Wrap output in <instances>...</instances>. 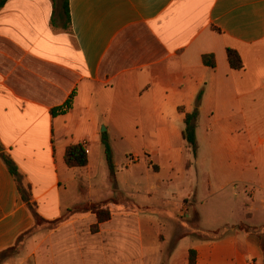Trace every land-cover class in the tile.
Instances as JSON below:
<instances>
[{
	"label": "crops",
	"instance_id": "obj_1",
	"mask_svg": "<svg viewBox=\"0 0 264 264\" xmlns=\"http://www.w3.org/2000/svg\"><path fill=\"white\" fill-rule=\"evenodd\" d=\"M68 13L69 22L60 0L0 10V252L18 250L0 264H189V251L193 264H264V224L246 223L251 212L264 217V199L255 208L237 191L254 181L253 154L242 151L246 139L218 140L236 120L264 127V0H68ZM200 93L197 126L207 113L209 128L195 131L192 160L183 121ZM69 98L65 114L50 115ZM118 142L135 151L124 164ZM76 144L85 168L65 165ZM91 204L109 219L69 212ZM157 205L169 217H152ZM31 210L46 222L68 215L48 233Z\"/></svg>",
	"mask_w": 264,
	"mask_h": 264
},
{
	"label": "rangeland",
	"instance_id": "obj_2",
	"mask_svg": "<svg viewBox=\"0 0 264 264\" xmlns=\"http://www.w3.org/2000/svg\"><path fill=\"white\" fill-rule=\"evenodd\" d=\"M264 116V112H261ZM209 115L206 113L204 115V118L201 122V124L199 125V127L197 126V122H196V127H195V131L197 130L199 136H203L206 135V131L209 128ZM261 122L258 123H254L253 127H242V124L239 122V120H236L235 122L232 123V127L230 129H224L223 133H224V137L221 135L218 136V140L220 141L221 145H226L228 141H232L236 138H242V139H246L247 143H246V148L245 146L243 147L242 151L244 152H251L253 154L252 156V176L253 177V182L251 183H247L246 185H238L237 186V191L242 193V194H246L247 200H248V204L253 203V207L255 208H261V199H264V189H260V187L264 184V127L261 126ZM233 129L235 131L236 134L231 135L230 138V130ZM101 131H105L104 128L100 129ZM145 132L148 133L150 131V128L146 127L144 128ZM239 134V136L237 135ZM172 141H174V139H172ZM171 141V142H172ZM119 143V142H118ZM116 146V151L117 152V161L120 162V164H124L125 163V158L129 159L130 156L133 154V152H135L133 150V146L130 144H126V143H119ZM181 146L183 148V153L184 155H186V148L184 145V142L181 140L179 141H174L172 142V147H179ZM126 155V157H125ZM185 166V164L183 163V167ZM182 167V168H183ZM152 170V169H151ZM263 170V171H262ZM260 176V180L257 181V177ZM166 184H163L162 187L165 188ZM96 204H91V205H86V206H93ZM100 206V205H98ZM81 207H85L84 206H79V207H75L72 210H70V214L74 215V214H84L87 213L88 211H85V209H80ZM101 207H99L100 209ZM191 210V209H190ZM34 211V210H33ZM101 211H104L101 209ZM195 211V210H194ZM194 211L191 210L192 213V217L191 219L188 221L190 224L191 229H195L197 228V221H196V216L194 214ZM159 212V213H158ZM168 209H163V207H161L160 205L155 206V208L153 209L151 214L152 217H157L156 214H163L164 216H168L170 215V213H168ZM251 214L253 215V219L249 222H246L248 225L251 226H260L264 224V217L261 216V212L258 213H254L251 212ZM68 215V213L65 214ZM59 220V222H41L39 224H35V229L37 228V226H42L43 228H45V231L50 233L52 232L54 229H56V227L59 226L60 222H62L64 220V218ZM96 227V226H95ZM93 228V227H92ZM35 246H36V242H35ZM26 252V253H25ZM18 253L17 248L15 247L12 251H9L6 254L0 255V263H3L4 261H6L9 258L15 257L16 254ZM31 253V250H29L28 248L23 252V254L28 255Z\"/></svg>",
	"mask_w": 264,
	"mask_h": 264
},
{
	"label": "trees",
	"instance_id": "obj_3",
	"mask_svg": "<svg viewBox=\"0 0 264 264\" xmlns=\"http://www.w3.org/2000/svg\"><path fill=\"white\" fill-rule=\"evenodd\" d=\"M7 1L8 0H0V10L4 7ZM52 2L55 3V0H52ZM60 2H61V7L63 10L64 16L66 18V21L69 22L68 0H60ZM226 55H227L228 64L232 70L240 71L243 69L242 61L238 53L235 50L227 49ZM202 63L204 66L209 67L211 69L215 68V61L212 55H204L202 57ZM71 99L72 98H69V100H67L65 104L62 105L61 107L52 109L50 111V115L56 116V115L65 114L71 108ZM200 100H201V93L197 96L196 108L194 109L193 112L189 114H185L184 121H183L184 129L182 131V138L186 144V148L189 151V154L192 160L196 158V154H197L195 127H196V121L198 117V106H199ZM101 144L103 146L104 157H105L108 169H109L110 177L113 178L114 176L113 154H112V150H111L108 138L105 133L102 134ZM1 158L3 159L10 173L18 181L16 167L12 164V162L7 157L2 156ZM64 162L67 168H85L88 165V155H87V151L84 145L76 144V145L68 146L65 150ZM19 191H20V188H19ZM24 200L26 201V199ZM80 209H85V211H90L93 214H95L97 218V223H102V222L107 221L110 216L109 212L101 211V208L99 209V206L97 205H93L90 207L85 206V207H81ZM31 212L35 220V224H39L45 221L41 217H39L34 211L31 210ZM194 214L196 216V221H198L197 214L195 211H194ZM59 220H56L55 222H59ZM95 229L96 227L92 228L93 231H95ZM246 230L249 231V229H246ZM258 237L260 239V245H261V249L263 252V260H264V237H261V235H258ZM14 248L15 247H11L5 251L0 252V255L8 253L9 251H12ZM193 257H194L193 251H189V264H193Z\"/></svg>",
	"mask_w": 264,
	"mask_h": 264
}]
</instances>
